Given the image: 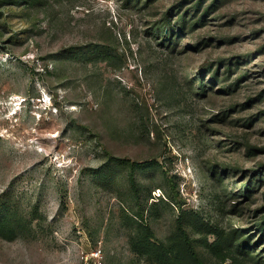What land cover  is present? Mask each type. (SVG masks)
<instances>
[{
	"label": "rangeland",
	"instance_id": "obj_1",
	"mask_svg": "<svg viewBox=\"0 0 264 264\" xmlns=\"http://www.w3.org/2000/svg\"><path fill=\"white\" fill-rule=\"evenodd\" d=\"M3 1L0 264L264 263V0Z\"/></svg>",
	"mask_w": 264,
	"mask_h": 264
},
{
	"label": "trees",
	"instance_id": "obj_2",
	"mask_svg": "<svg viewBox=\"0 0 264 264\" xmlns=\"http://www.w3.org/2000/svg\"><path fill=\"white\" fill-rule=\"evenodd\" d=\"M3 2L15 6L20 3L19 0H4ZM7 229L8 227L0 221V237L10 239L17 234L15 230L11 234V231ZM207 246L212 249L220 247V244L217 242L212 245L207 244ZM133 247L139 255L146 257L150 264H206L185 229H180L178 235L165 243H155L149 238L140 240L135 238ZM259 263L264 264L262 261Z\"/></svg>",
	"mask_w": 264,
	"mask_h": 264
}]
</instances>
